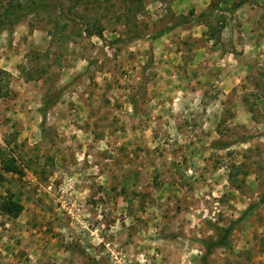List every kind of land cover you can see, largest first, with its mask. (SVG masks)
<instances>
[{"label":"rangeland","instance_id":"374dc122","mask_svg":"<svg viewBox=\"0 0 264 264\" xmlns=\"http://www.w3.org/2000/svg\"><path fill=\"white\" fill-rule=\"evenodd\" d=\"M48 1L0 31V264H200L264 194V0ZM232 237L264 264V206Z\"/></svg>","mask_w":264,"mask_h":264},{"label":"trees","instance_id":"16d2710c","mask_svg":"<svg viewBox=\"0 0 264 264\" xmlns=\"http://www.w3.org/2000/svg\"><path fill=\"white\" fill-rule=\"evenodd\" d=\"M247 0H240L238 2L233 3V5L229 8L230 12H236L240 7H242ZM49 5L48 0H31L28 4L23 5L22 3L15 4L14 1L9 0V3L7 4L5 8V13L3 14V18L0 19V31H7L9 34V38H12L15 27L22 23L26 17H28L30 14H32L35 11H38L40 9H45ZM211 13V10L202 12L200 14V17H206ZM173 28V27H171ZM171 28H168L166 30L159 31L157 34V37L162 36L164 33L168 32ZM88 34L93 35L90 30L88 31ZM99 36H101V31L97 33ZM5 73L4 71H0ZM64 89H60L58 92L57 97L61 96ZM44 106L45 109H47L51 104L54 102V98H45L44 99ZM41 111V112H43ZM46 114L43 113V117H45ZM231 143H222L220 141H215L213 143V146L216 148H226L230 146ZM4 169L8 172H16L18 170V165L16 162V159L14 157L8 158L7 161L4 164ZM259 206H264V194L261 196L260 200L249 206L246 210L242 212L240 217H238L235 221L230 223L226 226H220L213 224V228L217 232L216 237H210V238H204L199 239L202 246L205 249V253L201 257V263L200 264H208V258L210 255L218 248L223 249H231L233 247V231L240 222H242L248 215H250L254 209H256ZM1 208L4 213L8 214L12 217H18L21 212L24 210V206L19 201L15 200L12 196H8L4 198L3 202L1 203Z\"/></svg>","mask_w":264,"mask_h":264}]
</instances>
